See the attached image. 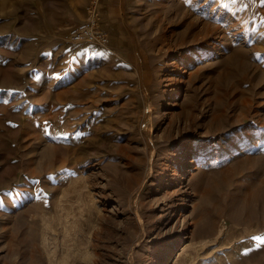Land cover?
I'll return each instance as SVG.
<instances>
[{"label": "rangeland", "instance_id": "obj_1", "mask_svg": "<svg viewBox=\"0 0 264 264\" xmlns=\"http://www.w3.org/2000/svg\"><path fill=\"white\" fill-rule=\"evenodd\" d=\"M158 262L264 264V0H0V264Z\"/></svg>", "mask_w": 264, "mask_h": 264}, {"label": "built area", "instance_id": "obj_2", "mask_svg": "<svg viewBox=\"0 0 264 264\" xmlns=\"http://www.w3.org/2000/svg\"><path fill=\"white\" fill-rule=\"evenodd\" d=\"M97 0H91L95 3ZM98 23L92 16L84 21L72 24L67 27L66 39L69 43H105L107 38L98 28Z\"/></svg>", "mask_w": 264, "mask_h": 264}, {"label": "bare ground", "instance_id": "obj_3", "mask_svg": "<svg viewBox=\"0 0 264 264\" xmlns=\"http://www.w3.org/2000/svg\"><path fill=\"white\" fill-rule=\"evenodd\" d=\"M162 262V261H161ZM161 262H158V263H160L161 264ZM164 263V262H163Z\"/></svg>", "mask_w": 264, "mask_h": 264}]
</instances>
